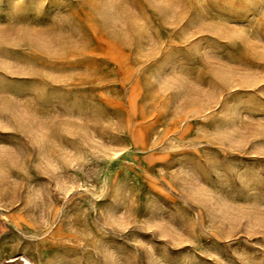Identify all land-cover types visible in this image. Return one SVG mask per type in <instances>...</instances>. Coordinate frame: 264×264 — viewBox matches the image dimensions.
<instances>
[{
  "label": "rangeland",
  "instance_id": "rangeland-1",
  "mask_svg": "<svg viewBox=\"0 0 264 264\" xmlns=\"http://www.w3.org/2000/svg\"><path fill=\"white\" fill-rule=\"evenodd\" d=\"M25 263L264 264V0H0Z\"/></svg>",
  "mask_w": 264,
  "mask_h": 264
},
{
  "label": "bare ground",
  "instance_id": "bare-ground-1",
  "mask_svg": "<svg viewBox=\"0 0 264 264\" xmlns=\"http://www.w3.org/2000/svg\"><path fill=\"white\" fill-rule=\"evenodd\" d=\"M24 259V258H23ZM26 262V261H25ZM26 264V263H25Z\"/></svg>",
  "mask_w": 264,
  "mask_h": 264
}]
</instances>
